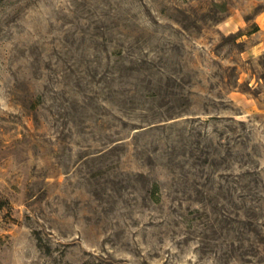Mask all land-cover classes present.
Masks as SVG:
<instances>
[{
    "label": "rangeland",
    "instance_id": "obj_1",
    "mask_svg": "<svg viewBox=\"0 0 264 264\" xmlns=\"http://www.w3.org/2000/svg\"><path fill=\"white\" fill-rule=\"evenodd\" d=\"M0 264H264V0H0Z\"/></svg>",
    "mask_w": 264,
    "mask_h": 264
}]
</instances>
